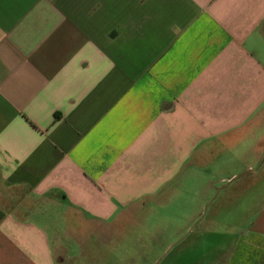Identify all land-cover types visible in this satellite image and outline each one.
<instances>
[{
	"label": "crops",
	"instance_id": "1",
	"mask_svg": "<svg viewBox=\"0 0 264 264\" xmlns=\"http://www.w3.org/2000/svg\"><path fill=\"white\" fill-rule=\"evenodd\" d=\"M263 131L264 0H0V264H63L28 199L111 227ZM221 254L264 264V205Z\"/></svg>",
	"mask_w": 264,
	"mask_h": 264
},
{
	"label": "rangeland",
	"instance_id": "2",
	"mask_svg": "<svg viewBox=\"0 0 264 264\" xmlns=\"http://www.w3.org/2000/svg\"><path fill=\"white\" fill-rule=\"evenodd\" d=\"M261 147L259 158L237 152L191 164L111 227L66 206L37 199L27 205L59 217L46 225L63 264H215L264 205Z\"/></svg>",
	"mask_w": 264,
	"mask_h": 264
},
{
	"label": "water",
	"instance_id": "3",
	"mask_svg": "<svg viewBox=\"0 0 264 264\" xmlns=\"http://www.w3.org/2000/svg\"><path fill=\"white\" fill-rule=\"evenodd\" d=\"M238 177H236V178H232L231 180H229L227 183L229 184V183H231L232 181H234L235 179H237Z\"/></svg>",
	"mask_w": 264,
	"mask_h": 264
}]
</instances>
